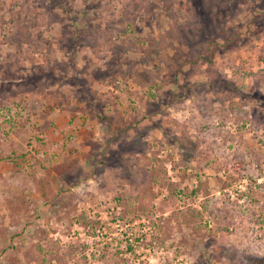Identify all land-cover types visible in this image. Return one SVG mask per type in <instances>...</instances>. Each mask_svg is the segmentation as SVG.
<instances>
[{
	"label": "rangeland",
	"instance_id": "obj_1",
	"mask_svg": "<svg viewBox=\"0 0 264 264\" xmlns=\"http://www.w3.org/2000/svg\"><path fill=\"white\" fill-rule=\"evenodd\" d=\"M263 1L0 0V264L264 257Z\"/></svg>",
	"mask_w": 264,
	"mask_h": 264
},
{
	"label": "trees",
	"instance_id": "obj_2",
	"mask_svg": "<svg viewBox=\"0 0 264 264\" xmlns=\"http://www.w3.org/2000/svg\"><path fill=\"white\" fill-rule=\"evenodd\" d=\"M192 3V7L194 8L196 14H199V24H198V28L197 30L200 32H204V33H211V36H215V34L213 33L215 31V28L213 26V23H211V20L209 19V16L207 14L206 11V6L205 3L203 2V0H190ZM264 3V1H263ZM217 4V3H216ZM262 8H264V5H261ZM207 14V16H205L204 14ZM261 23V21L259 20H255L253 21V24L255 25V28L257 30H260L261 27L259 26V24ZM200 28V29H199ZM224 32V31H222ZM250 33L247 32L246 34H236L233 37H230L232 40V43H243L246 39V37L248 36V34ZM194 35V34H193ZM192 36V31L189 27H182L181 28V39H180V43L181 45L185 46V45H190L192 42L190 40L189 37ZM223 36V35H221ZM220 36V38H221ZM226 38V37H225ZM230 39L226 38L225 41L226 42H231ZM209 62V61H208ZM177 63V68L174 71H170L168 73L169 76V82H172L173 87H168V91H166L165 95L168 96L169 90H172L173 92H175V95L177 96L178 93H183L185 94V96L187 98H193V97H198L200 95L203 94V92L205 90H214L217 93H219L221 90H225V89H235L234 88V84L232 83L231 80L227 79L224 75L221 76L219 74H216V77L212 75L211 79L207 82V83H201V82H191V83H179L178 80V75L179 72L182 68V64L183 63ZM206 85V86H205ZM239 97L241 96H250V94L245 93L244 91L238 93ZM251 96L261 100V103H264V96L261 95L260 93L254 95L252 94ZM169 97V96H168ZM172 99H170L171 101ZM167 105V103L164 101L163 97H154L152 99V101H149V105H148V110L151 113V115L156 114V113H160V110ZM158 119H155L154 124L156 127L161 128L164 132V135L167 136L166 131L164 130L163 125L157 121ZM167 138H169V135L167 136ZM231 258V260L233 259V255H227ZM239 264H264V257L259 256V255H250V254H242L239 256V260H238ZM200 264H207V263H200Z\"/></svg>",
	"mask_w": 264,
	"mask_h": 264
}]
</instances>
